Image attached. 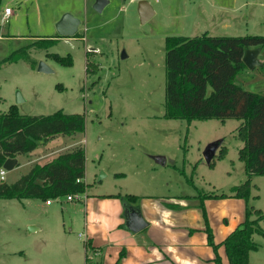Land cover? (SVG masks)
Returning <instances> with one entry per match:
<instances>
[{
  "label": "rangeland",
  "instance_id": "obj_1",
  "mask_svg": "<svg viewBox=\"0 0 264 264\" xmlns=\"http://www.w3.org/2000/svg\"><path fill=\"white\" fill-rule=\"evenodd\" d=\"M94 1L0 0V61L20 49L16 61L0 64V113L15 104L25 115L62 110L84 116L83 131L57 135L31 151L39 152L21 154L4 181L13 183L38 162L80 146L87 184L79 199L62 196L51 205L39 198H0V264H85V237L78 235L87 197L230 193L248 179L238 158L240 120L164 115L165 38L264 35V0H146L151 11L144 21L140 0H110L101 12ZM5 7L12 9L7 19ZM64 12L81 20L74 36H57L55 24ZM36 40L41 48L32 46ZM53 53L70 56L71 63L55 61ZM258 60L260 65L242 69L235 82L264 94V48ZM40 61L52 71H38ZM17 91L23 101L16 102ZM212 144L209 166L204 151ZM250 180L248 204L264 211V175L252 174ZM240 199L238 225L247 204ZM259 224L264 229V221ZM252 240L259 247L249 252V264H264V235L254 233ZM216 244L221 263L228 264L224 246Z\"/></svg>",
  "mask_w": 264,
  "mask_h": 264
},
{
  "label": "trees",
  "instance_id": "obj_2",
  "mask_svg": "<svg viewBox=\"0 0 264 264\" xmlns=\"http://www.w3.org/2000/svg\"><path fill=\"white\" fill-rule=\"evenodd\" d=\"M41 43V40H36L32 46L41 48ZM249 48L262 50L264 35L217 36L204 32L192 37L169 35L165 38L164 115L187 121L240 120L236 137L243 142V146L238 150V158L244 162L248 179L232 186L230 193L198 195L206 222L207 242L214 251L215 264L222 263L217 252L218 244L214 242L207 220L204 199L239 197L247 203L244 220L219 243L225 248L229 264H249V252L259 247L252 240V235H264V229L259 224L264 221V211L248 204L251 175H264V94L244 89L235 82L238 73L246 68L242 57ZM19 50L0 64L16 61L20 57ZM51 56L59 63H71L70 56L56 53ZM86 70H89V64ZM208 86L210 92L207 91ZM83 129L84 116L81 113L56 110L47 115H25L20 114L16 105L12 104L6 112L0 113V168L7 158L27 154L57 135H71ZM224 152L225 148H222L219 157ZM209 166H213L212 161ZM84 175V150L75 146L43 165H33L13 183L0 180V198H39L51 203L52 199L84 193L87 186ZM114 197L139 208L138 195L117 194ZM84 245L88 252L96 253L89 239ZM123 255L121 250L114 264H119ZM88 256L86 264L91 259Z\"/></svg>",
  "mask_w": 264,
  "mask_h": 264
},
{
  "label": "crops",
  "instance_id": "obj_3",
  "mask_svg": "<svg viewBox=\"0 0 264 264\" xmlns=\"http://www.w3.org/2000/svg\"><path fill=\"white\" fill-rule=\"evenodd\" d=\"M59 154L37 164L43 165ZM19 156H16L14 168L19 165ZM198 195L167 199L140 196L139 209L148 225L137 233L124 229L123 207L118 198H85L83 233L78 235L85 237V264L87 254L92 260L98 258L94 263L114 264L121 250L124 255L119 264H215ZM203 205L214 242L221 243L238 226L243 212L242 201L236 197L206 198ZM87 239L96 253L86 250Z\"/></svg>",
  "mask_w": 264,
  "mask_h": 264
},
{
  "label": "water",
  "instance_id": "obj_4",
  "mask_svg": "<svg viewBox=\"0 0 264 264\" xmlns=\"http://www.w3.org/2000/svg\"><path fill=\"white\" fill-rule=\"evenodd\" d=\"M110 2V0H95L93 3V8L101 12L104 7ZM138 11L141 21H144L148 18V12L151 11L150 6L148 5L146 0H140L138 4ZM81 24V20L70 12H64L58 21L55 24L56 32L61 37H69L73 36L77 30L79 25ZM259 49L257 48H249L244 52L242 57V62L249 69H254L258 65H260V61L258 60ZM37 70L41 72H49L52 71L45 62L40 61L37 65ZM23 101L20 92L16 93V102ZM215 145L212 144L204 151V158L208 163H210L211 159L214 155ZM17 163V158H7L2 167L9 171L14 168ZM123 216H124V224L123 227L126 230H129L133 233H137L144 229L148 222L142 216L140 209L130 203L123 204Z\"/></svg>",
  "mask_w": 264,
  "mask_h": 264
},
{
  "label": "built area",
  "instance_id": "obj_5",
  "mask_svg": "<svg viewBox=\"0 0 264 264\" xmlns=\"http://www.w3.org/2000/svg\"><path fill=\"white\" fill-rule=\"evenodd\" d=\"M12 14V9L10 7H5L3 10L2 18L7 19L10 15ZM6 175V169L3 167L0 168V180H4ZM68 200H74V199H79L78 194H72L70 196H66ZM47 204H50V201H46Z\"/></svg>",
  "mask_w": 264,
  "mask_h": 264
}]
</instances>
